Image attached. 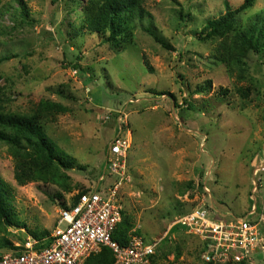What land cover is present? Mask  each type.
<instances>
[{"label": "rangeland", "instance_id": "rangeland-1", "mask_svg": "<svg viewBox=\"0 0 264 264\" xmlns=\"http://www.w3.org/2000/svg\"><path fill=\"white\" fill-rule=\"evenodd\" d=\"M85 1L0 0V59L8 58L0 62V113L30 116L40 102L61 105L65 112L41 124L76 162L55 182L18 186L10 148L0 141V177L15 222L0 221V247L30 232L49 236L62 203L101 178L122 126L132 138L130 178L120 190L122 213L133 225L128 237L161 240L153 264H205L200 240L176 220L197 207L217 218L245 216L253 205V161L264 149V45L246 53L240 70L216 59L229 38L198 37L207 20L225 13V3L235 10L244 0H140L151 18L119 50L74 31ZM263 10L264 0H255L237 16L236 29ZM146 27L173 50L157 44ZM207 83L208 90L196 93ZM247 89L243 98L240 90ZM255 196L259 210L262 194ZM263 260L256 255L250 264Z\"/></svg>", "mask_w": 264, "mask_h": 264}, {"label": "built area", "instance_id": "built-area-1", "mask_svg": "<svg viewBox=\"0 0 264 264\" xmlns=\"http://www.w3.org/2000/svg\"><path fill=\"white\" fill-rule=\"evenodd\" d=\"M131 139V132L119 126L105 153V168L97 184L77 193L75 202L58 210L49 236H27L22 242L0 249V264H83L102 247L111 250L113 264H150L161 240L146 241L138 234L130 235L126 244L112 239L122 218L120 190L130 178L127 153ZM253 162V205L245 216L227 214L217 218L204 207H197L175 222L200 240L205 264H250L257 254L264 253V177H257L264 176V149ZM258 192L263 198L259 210Z\"/></svg>", "mask_w": 264, "mask_h": 264}, {"label": "trees", "instance_id": "trees-1", "mask_svg": "<svg viewBox=\"0 0 264 264\" xmlns=\"http://www.w3.org/2000/svg\"><path fill=\"white\" fill-rule=\"evenodd\" d=\"M51 1L54 2L55 0ZM254 2L255 0H244L235 10L229 9L225 3V13L215 19L207 20L200 34H198L199 39L204 41L214 38H229L227 43L222 44L224 52L220 51L217 58L215 56L219 63L233 65L241 70L245 65L243 58L246 53L250 50L257 52L264 45V10L255 16V19L246 29L243 31L236 29L237 16L250 9ZM81 14L80 22L73 26L74 31L95 35L114 50H119L129 44L133 28L140 24L144 18H151L148 12L144 10L140 0H86L81 9ZM178 16L182 17V14L179 13ZM143 29L161 47L173 50L152 28ZM7 59L4 57L0 59V62ZM148 71L151 72V68H148ZM209 85L207 83L206 87L198 88L196 93L208 90ZM221 93L225 95L226 90H222ZM240 95L247 98L249 90H240ZM188 106L192 107L191 105ZM58 112H65V108L58 104L40 102L35 114L30 116L0 113V141L10 148L14 160L13 177L18 186H25L32 182H55L61 176V169L68 171L75 168V160L49 138L41 124L43 119H53L54 113ZM77 168L84 169L81 166ZM63 189L66 192L70 191L68 186H63ZM86 191H80L79 194ZM10 195L8 185L0 177V221L14 225ZM58 198L62 199L60 195ZM76 198V196L73 198V202L76 201ZM62 205L61 207L65 206L64 203ZM132 227L131 220L122 213L121 221L116 226L112 239L119 244H126ZM30 233L36 239H42L49 234L45 230ZM1 246L0 249H4L12 246V244L4 240ZM259 255L264 257L262 254H257V256ZM154 256L150 258V264H153ZM113 261L111 250L102 247L98 253L89 256L83 264H113Z\"/></svg>", "mask_w": 264, "mask_h": 264}]
</instances>
